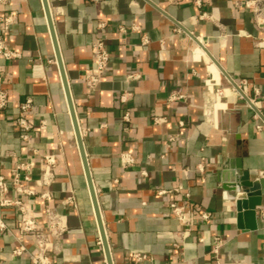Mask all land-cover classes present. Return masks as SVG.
I'll return each instance as SVG.
<instances>
[{"label":"crops","instance_id":"0c3cea01","mask_svg":"<svg viewBox=\"0 0 264 264\" xmlns=\"http://www.w3.org/2000/svg\"><path fill=\"white\" fill-rule=\"evenodd\" d=\"M243 1L47 0L112 264H214V236L225 242L220 264H264V102L256 104L262 125L257 130L253 110L230 90V83L247 80L264 96V48L254 45L263 34L252 14L236 6ZM5 12L15 24L8 32L0 26V36L17 57L0 58V88L8 96L0 112V173L9 181L18 162L33 163L31 186L51 195L48 202L34 198L38 221L44 224L43 208L50 207L67 225L52 242L54 264H107L43 1L7 0L0 7ZM97 41L105 45L109 62L90 91L84 78ZM131 73L140 79L127 81ZM123 91L132 93L127 106L118 100ZM174 93L183 99L169 102ZM27 98L32 100L25 115L32 125L28 144L15 124ZM126 112L128 123L122 120ZM153 118L165 122L155 125ZM44 154L57 160L47 189L38 182ZM122 154L131 155L135 165L123 169ZM238 168L260 184L255 230L237 227L235 194L224 188ZM69 197L74 206L66 203ZM171 203L198 207L211 218L206 223L193 218L192 232L180 240L182 225L170 213ZM0 216L6 225L0 264H31L33 242L25 235L19 243L17 215ZM20 245L25 252L11 257ZM133 254L148 260L134 263Z\"/></svg>","mask_w":264,"mask_h":264},{"label":"built area","instance_id":"2783aa9c","mask_svg":"<svg viewBox=\"0 0 264 264\" xmlns=\"http://www.w3.org/2000/svg\"><path fill=\"white\" fill-rule=\"evenodd\" d=\"M7 0H0V7H5ZM237 7L243 8L249 11L253 17V23L258 31L263 34L260 40L254 42L255 47L264 48V0H245L242 3H237ZM205 15H201L200 19H204ZM15 24L13 14L9 12L0 13V26L3 32H8ZM104 25L100 24V27ZM136 30V26L131 28ZM192 36V35H191ZM147 38H142V44L147 43ZM92 68L91 71L85 76V86L90 91H94L100 83L102 77L108 69L109 53L102 41H97L92 45ZM17 55L6 44L4 38L0 36V58L4 61H11L16 59ZM140 79L138 73H131L126 76L127 81H137ZM2 78H0V84ZM247 89H252L251 95L247 92ZM230 90L236 94L240 99L246 101L250 109L253 110V119L256 121V129L260 130L262 125L259 123L261 120L260 109L257 107V102H264V96L261 95L255 88L251 86L247 80H239L235 83H230ZM132 99V93L129 91H123L118 95L119 103L127 106ZM183 96L179 94H172L169 96L168 101H180ZM8 106V96L5 90L0 88V112L4 111ZM32 108V100L30 98L25 99L19 104V118L16 119V126L21 129L22 133L20 139L28 144V133L32 130V125L26 120L25 115ZM122 120L126 123L129 122V114L126 112ZM153 124L160 125L165 122L164 118H153ZM45 123H40V128H44ZM182 127L183 123H179ZM182 132H179L176 136H171L168 139V143H173L178 136H181ZM56 157L51 154H44L41 156L39 167V185L42 188L47 189L53 182V169L56 165ZM120 164L123 169L133 167L135 165L134 158L129 154H122L120 157ZM33 163L18 162L13 169L12 177L9 181L0 173V212L12 211L17 215L18 230L20 237L18 238L21 244V238L25 235H29L32 239L34 252L30 254L31 264H54V259L51 255L56 254V248L53 247V243H57L61 237L67 232V225L64 217L50 207H44L42 211L44 224L41 225L37 219L33 203L34 198L38 197L43 201H50L51 195L45 190L38 193L32 186L31 171ZM198 171L202 172L201 165L198 166ZM186 173V170L184 171ZM144 174V173H143ZM262 177L263 174L259 173ZM186 200L189 199V194L185 195ZM67 204L75 205L73 197H69L66 200ZM170 213L181 225L182 229L177 232L176 237L180 240H184L189 237L192 232L193 218L198 217L200 221L206 223L210 220L211 214L207 211H203L198 207L185 204L171 203ZM260 219L264 222V212L260 213ZM6 230V225L0 216V233ZM199 242H203L202 238L198 239ZM99 244L101 238L99 239ZM224 241L220 236H214L211 240L210 254L214 258V264H220L218 255L220 250L224 246ZM177 246V245H175ZM25 252L23 246H19L11 251V257L17 258ZM131 259L134 263H140L147 261V257L141 254H133Z\"/></svg>","mask_w":264,"mask_h":264},{"label":"water","instance_id":"95a60500","mask_svg":"<svg viewBox=\"0 0 264 264\" xmlns=\"http://www.w3.org/2000/svg\"><path fill=\"white\" fill-rule=\"evenodd\" d=\"M42 1H43V6H44L45 14L47 17V21L49 24L50 34L52 36V39H53V42L55 45L57 63L60 66L61 73H62L63 69L61 66V57H60V54H59V51L57 48L55 35L53 33L52 22H51V18H50V14H49L47 0H42ZM62 77H63V83H64V88L66 91L67 99H68L69 106H70L71 115H72L74 122H75V124H74L75 135L78 139V145H79L80 153H81L82 160H83L84 171H85V175L87 178L89 191L91 194V199L93 202L95 217H96V220H97V223L99 226L100 238H101L102 245L105 249L106 261H107V264H112L109 248L107 245V239H106V235H105V231H104V227H103V222H102L101 215L99 212V207H98L97 199H96L94 189L92 186V182H91L90 174L88 171L86 159H85L84 154H83L82 141H81L79 131H78V127H77V124H76V121L74 118V112H73L72 104L70 101V97L68 95V89H67L66 81L64 80L63 73H62ZM236 173H237L236 176H233L232 174H230L231 182L229 185L225 186L224 188L234 192V194H235L236 209H237V227L239 229L255 230L257 227L256 208L259 207L260 203H261V201H260V184L251 182L249 180L248 172L242 171L241 168H238ZM224 177H226L225 174H224Z\"/></svg>","mask_w":264,"mask_h":264}]
</instances>
